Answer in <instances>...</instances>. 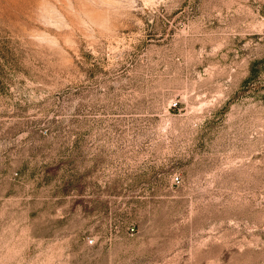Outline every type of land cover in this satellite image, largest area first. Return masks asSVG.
<instances>
[{
	"label": "rangeland",
	"instance_id": "1",
	"mask_svg": "<svg viewBox=\"0 0 264 264\" xmlns=\"http://www.w3.org/2000/svg\"><path fill=\"white\" fill-rule=\"evenodd\" d=\"M0 264H264V0H0Z\"/></svg>",
	"mask_w": 264,
	"mask_h": 264
},
{
	"label": "built area",
	"instance_id": "2",
	"mask_svg": "<svg viewBox=\"0 0 264 264\" xmlns=\"http://www.w3.org/2000/svg\"><path fill=\"white\" fill-rule=\"evenodd\" d=\"M179 180L178 177H176V181Z\"/></svg>",
	"mask_w": 264,
	"mask_h": 264
}]
</instances>
